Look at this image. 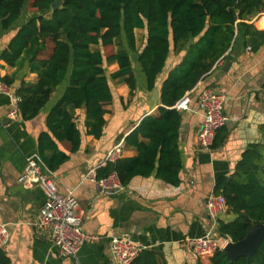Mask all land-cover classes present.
Returning <instances> with one entry per match:
<instances>
[{
	"label": "trees",
	"instance_id": "16d2710c",
	"mask_svg": "<svg viewBox=\"0 0 264 264\" xmlns=\"http://www.w3.org/2000/svg\"><path fill=\"white\" fill-rule=\"evenodd\" d=\"M54 1L0 0V32L15 28L28 5L37 11L19 25L0 56L8 65L19 66L25 54L32 72L38 73L36 81L22 80L16 87L23 118L36 117L58 86L66 84L47 116L48 130L39 135L44 162L54 169L69 157L65 152L53 159L45 156L47 150L59 148L58 142L69 141L72 152L80 149L78 109H85L86 134L103 135L105 105L115 95L112 82L126 83L130 96L138 89L133 61L141 66L147 89L152 91L171 53L185 52L162 84L158 114L143 117L125 138V147L137 149L138 154L109 161L97 170L98 178L117 173L125 186L135 176L153 173L168 183L180 184L183 118L174 105L220 59L249 46L258 51L264 45V15L248 22L264 12V0H63L62 7L53 10ZM137 29L145 31L141 50L136 46ZM116 42L119 49L105 54L103 47ZM113 63L119 68L110 73L108 66ZM0 79L9 85L15 81L11 76ZM227 135L225 126L219 129L212 147L220 146ZM214 191L225 196L229 210L236 215L231 221L219 220L221 235L239 241L256 224L264 223V142L252 143L234 172L217 179ZM198 259V264H264V238L252 256L233 261L220 250ZM0 264H10L3 249ZM130 264L165 261L159 248H151L143 249Z\"/></svg>",
	"mask_w": 264,
	"mask_h": 264
},
{
	"label": "crops",
	"instance_id": "0c3cea01",
	"mask_svg": "<svg viewBox=\"0 0 264 264\" xmlns=\"http://www.w3.org/2000/svg\"><path fill=\"white\" fill-rule=\"evenodd\" d=\"M261 14L264 15V12L251 17L248 22H253ZM30 17H24L22 22L19 20L13 29H1L0 56L19 25ZM144 43L145 37L140 46L136 37L137 49L141 50ZM184 54L171 53L152 91L147 89L141 66L133 61L138 89L134 96H130L126 83L112 82L115 95L113 101L105 105L108 112L104 115L106 125L103 135L96 138L86 134L85 111L78 109L76 115L82 133L80 149L72 152L71 143L63 141L58 142L56 151L45 152L48 159L57 157L60 152L69 155L54 169L44 163L58 182L60 191L64 194L72 192L76 196L84 213L85 231L98 237V240L84 244L76 257L59 256L52 235L35 229L34 222L45 200V193L38 185L19 182L27 158L40 154L39 135L48 130L47 116L63 94L66 84L58 86L36 117L25 120L19 110L16 87L22 80L36 81L38 73L32 72V64L25 54L19 66H10L0 58V77L15 79L12 96L0 91V223L6 224L9 230V241L3 250L10 258V264H109L110 242L116 235L129 236L144 249L159 248L165 264H198L199 259L192 252L188 239L219 228V221L216 223L206 208L207 198L214 191L217 179L234 172L243 152L252 143L264 142V45L258 51L247 47L220 59L188 91L190 109L180 111L183 118L180 128L183 162L180 184L168 183L155 173L148 177L138 175L124 191L107 194L96 182L86 178L91 169L98 170L105 165L102 162L107 153L120 142L124 143L123 157L138 154L137 149L125 147V138L143 117L158 114L162 105V84ZM108 67L110 73L119 68L117 63ZM207 86L226 94L225 112L229 117L225 125L228 132L225 141L211 149L201 148L197 139L204 120L199 94ZM13 111L15 116L11 114ZM235 217L228 209L219 220L231 221Z\"/></svg>",
	"mask_w": 264,
	"mask_h": 264
},
{
	"label": "built area",
	"instance_id": "2783aa9c",
	"mask_svg": "<svg viewBox=\"0 0 264 264\" xmlns=\"http://www.w3.org/2000/svg\"><path fill=\"white\" fill-rule=\"evenodd\" d=\"M248 49H251L249 46ZM12 85L0 80V91L10 96ZM226 94L212 86L201 89L199 94L200 109L204 112V120L198 130V144L203 149H211L216 134L224 127L229 117L225 112ZM191 96L186 92L176 102L174 108L177 110H189ZM15 116V111L11 112ZM124 143L116 144L106 155L102 162L116 161L123 157ZM87 179L96 182L101 190L107 194H118L125 190L117 175L112 173L108 177L98 178L97 170L91 169ZM19 182L24 185H38L45 193V200L39 209L35 219V229L49 232L52 235L57 254L61 257H76L81 248L87 242L98 240L96 235L89 234L84 229V213L80 209L76 196L72 193H62L56 179L51 175L50 169L42 160L40 154L36 153L27 158L26 166L19 177ZM208 214L216 223L220 215L225 213L229 207L224 195L212 191L206 201ZM232 239L223 236L218 230L210 229L201 236L188 239L189 246L198 258L204 255H212L223 250L225 245ZM9 241V230L7 225L0 223V249H4ZM111 260L109 264H130L144 249L131 237L116 235L111 238Z\"/></svg>",
	"mask_w": 264,
	"mask_h": 264
},
{
	"label": "water",
	"instance_id": "95a60500",
	"mask_svg": "<svg viewBox=\"0 0 264 264\" xmlns=\"http://www.w3.org/2000/svg\"><path fill=\"white\" fill-rule=\"evenodd\" d=\"M63 0H55L52 9L57 10L62 7ZM83 111H85L83 109ZM264 238V223L256 224L245 238L239 241H229L223 251L227 256L235 261L239 257L252 256L256 254L260 248L262 239Z\"/></svg>",
	"mask_w": 264,
	"mask_h": 264
},
{
	"label": "rangeland",
	"instance_id": "374dc122",
	"mask_svg": "<svg viewBox=\"0 0 264 264\" xmlns=\"http://www.w3.org/2000/svg\"><path fill=\"white\" fill-rule=\"evenodd\" d=\"M36 13H37V11H35V9H33L30 5H28L26 7L25 12H24V16H22L21 19H20V22L24 21V17H30V16H32V15H34ZM136 37H137L138 45L140 46L141 41L145 37L144 36V31L137 30L136 31ZM116 44L117 45L113 44V45H109V46L103 47V50H104L105 54H109V53L114 52L116 50V46L119 47L118 46V42H116ZM134 58H135V55H134ZM108 70H109V67H108Z\"/></svg>",
	"mask_w": 264,
	"mask_h": 264
}]
</instances>
